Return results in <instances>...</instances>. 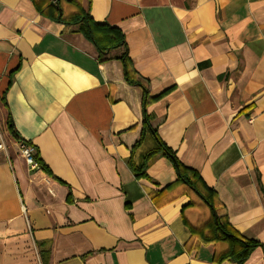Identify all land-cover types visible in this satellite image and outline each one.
I'll return each mask as SVG.
<instances>
[{
  "label": "crops",
  "instance_id": "0c3cea01",
  "mask_svg": "<svg viewBox=\"0 0 264 264\" xmlns=\"http://www.w3.org/2000/svg\"><path fill=\"white\" fill-rule=\"evenodd\" d=\"M80 1L121 30L149 95L165 92L146 106L158 137L216 191L220 218L262 243L242 264H264V0ZM141 94L74 25L0 0V264H43L37 242L47 264H236L191 235L185 221L209 210L167 158L148 177L129 168ZM8 114L51 176L28 169ZM155 145L145 129L133 163Z\"/></svg>",
  "mask_w": 264,
  "mask_h": 264
},
{
  "label": "trees",
  "instance_id": "16d2710c",
  "mask_svg": "<svg viewBox=\"0 0 264 264\" xmlns=\"http://www.w3.org/2000/svg\"><path fill=\"white\" fill-rule=\"evenodd\" d=\"M32 1L40 13L58 22L74 25L75 31L81 33L85 39L94 45L98 52L99 61L108 59L119 60L124 80L128 84L137 85L141 88L142 128L130 149L127 164L136 177H148L146 168L154 157L163 156L170 161L177 179L190 188L209 210L208 218L203 222L196 225H190L187 221L185 222L192 236L203 242L213 243L212 260L219 263L228 259L236 264H242L255 248L262 247L261 242L240 234L232 225L220 218L216 212V208L220 203L216 191L203 181L195 169L184 165L176 157L175 152L158 137L156 130L151 127L146 106L150 102L157 100L165 92L155 96L149 95L148 81L134 69L121 30L106 22L95 21L90 15L89 2L82 5L80 0H44L43 4L39 3L38 0ZM114 49H117L115 54H107V52ZM6 127L13 140L31 144L18 134L9 114L6 118ZM145 129L152 131L156 145L144 154L141 164L137 166L132 161V153L141 144ZM33 148L32 156L39 169L46 175L51 176L49 169L40 158L37 148L35 146ZM192 204L188 203L186 206ZM37 245L42 263L47 264L49 246L42 242H37Z\"/></svg>",
  "mask_w": 264,
  "mask_h": 264
},
{
  "label": "built area",
  "instance_id": "2783aa9c",
  "mask_svg": "<svg viewBox=\"0 0 264 264\" xmlns=\"http://www.w3.org/2000/svg\"><path fill=\"white\" fill-rule=\"evenodd\" d=\"M17 146L28 169L33 171H40L32 156V153L34 151L33 145L29 143L17 142ZM1 147H3V144L0 141V148Z\"/></svg>",
  "mask_w": 264,
  "mask_h": 264
},
{
  "label": "rangeland",
  "instance_id": "374dc122",
  "mask_svg": "<svg viewBox=\"0 0 264 264\" xmlns=\"http://www.w3.org/2000/svg\"><path fill=\"white\" fill-rule=\"evenodd\" d=\"M17 149H18V146H17ZM18 153L21 155V153H20L19 149H18Z\"/></svg>",
  "mask_w": 264,
  "mask_h": 264
}]
</instances>
